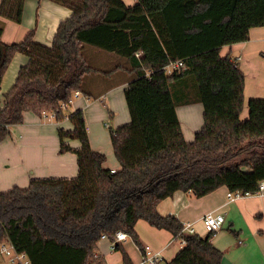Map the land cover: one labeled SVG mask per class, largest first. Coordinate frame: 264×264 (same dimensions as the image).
<instances>
[{
	"label": "trees",
	"instance_id": "trees-1",
	"mask_svg": "<svg viewBox=\"0 0 264 264\" xmlns=\"http://www.w3.org/2000/svg\"><path fill=\"white\" fill-rule=\"evenodd\" d=\"M26 0H3L0 16L22 23ZM73 15L60 24L52 48L30 33L21 43L1 38L0 85L17 54L29 58L0 107V143L26 112L69 118L73 130L58 131L60 152L81 143L74 180H32L29 188L0 193V247L10 243L31 264H106L97 254L102 236L122 231L143 249L138 221L170 232L183 225L162 216L158 205L177 192L203 198L221 187L256 194L264 181V98L249 101L241 120L245 76L225 46L246 42L252 28H264V0H50ZM88 49L116 56L112 71L95 68ZM139 55V56H138ZM126 61L131 73L125 92L131 123L109 128L121 170L105 169L107 158L93 150L82 110L66 115L76 92L93 96L85 80L112 74ZM184 62L169 75L166 68ZM201 103L204 126L193 143L185 140L180 106ZM205 237L183 235L186 246L169 264H223V254ZM122 250L117 245V251Z\"/></svg>",
	"mask_w": 264,
	"mask_h": 264
},
{
	"label": "crops",
	"instance_id": "crops-1",
	"mask_svg": "<svg viewBox=\"0 0 264 264\" xmlns=\"http://www.w3.org/2000/svg\"><path fill=\"white\" fill-rule=\"evenodd\" d=\"M137 1L124 0L128 7L134 6ZM2 3L3 0H0V7ZM23 10L20 24L0 16V24L4 26L1 40L4 43H21L32 33L35 42L52 48L60 24L73 15L69 8L50 0H26ZM220 55L234 62L245 76L241 114L244 121L249 115V101L264 98V28L250 29L246 42L225 46ZM88 57L95 68L103 71L110 72L120 63L116 56L94 49H88ZM28 63L29 58L24 54L13 58L0 85V107L15 86L21 69ZM122 65L125 67L112 74L98 71L85 80V88L97 98L81 94L78 98L74 97L69 105L73 106L72 113L84 112L93 150L106 156L105 169L116 171L121 170V166L115 158L108 128L115 125L118 129L131 122L125 98L131 73L128 64L121 58ZM68 110L69 107L65 108V112ZM204 113L201 103L177 108L187 143H193L203 128ZM50 114L26 112L24 122L11 127L10 137L0 143V193H8L16 187L27 189L32 180L77 178V155L74 152L80 149L81 143L68 141L73 152L61 153L58 131H72L73 126L69 118L58 122L56 118L49 117ZM109 121L113 123L107 124ZM228 193L227 187H221L203 198L177 192L162 201L157 210L164 217L175 216L183 226L190 224L195 234L201 237L207 235L203 226L205 216L224 215L222 229L212 238L213 246L223 254V264H264V196L254 194L230 202ZM135 231L142 247L162 252L167 264L184 248L170 232L156 229L146 221H138ZM120 245L122 250L112 251L110 241L100 240L97 254L106 264H139L142 261L143 251L131 238L128 237Z\"/></svg>",
	"mask_w": 264,
	"mask_h": 264
},
{
	"label": "built area",
	"instance_id": "built-area-1",
	"mask_svg": "<svg viewBox=\"0 0 264 264\" xmlns=\"http://www.w3.org/2000/svg\"><path fill=\"white\" fill-rule=\"evenodd\" d=\"M139 56V55H138ZM184 69V62L177 61L171 63L166 71L169 75H172L174 72H179ZM81 95L80 92H76L74 97L78 98ZM51 118H56V114L52 113L49 115ZM112 173H116V170H111ZM260 196H264V181L259 184V190L256 193ZM253 194H242L241 192H229L227 198L230 202L236 201L243 196H249ZM225 222L224 215H215L208 214L203 219V226L206 234H216L219 232ZM195 235V230L190 224L183 226V231L181 234L175 237V240L180 242L182 247L186 246V240L183 238V235ZM128 235L122 231L115 234L114 240H110L107 236H102L101 240L110 241V248L112 251L117 250V245L127 241ZM143 257L142 261L139 264H162L165 261V258L162 252H154L150 247H143ZM0 255L5 257L11 264H31L28 257L25 254L18 253L15 248L10 243H5L0 247Z\"/></svg>",
	"mask_w": 264,
	"mask_h": 264
},
{
	"label": "rangeland",
	"instance_id": "rangeland-1",
	"mask_svg": "<svg viewBox=\"0 0 264 264\" xmlns=\"http://www.w3.org/2000/svg\"><path fill=\"white\" fill-rule=\"evenodd\" d=\"M128 1H130V0H128ZM132 1H134V0H132ZM91 101H94L93 99H91ZM73 103V102H72ZM104 106V105H103ZM69 107V110L68 111H66V115L67 116H69L71 113H72V107L71 106H68ZM128 108V107H127ZM105 109H106V107H105ZM129 111V110H128ZM129 115H130V113H129ZM117 120L118 121H120V118H121V113H120V115H118L117 116ZM130 118H131V116H130ZM111 124V123H113V121L111 122V121H109V122H107V124ZM115 123V122H114ZM131 123V122H130ZM113 125V124H112ZM112 128H114V129H116V127H115V125H113V126H111ZM109 129V128H108ZM201 231V230H200ZM176 243H178V242H176ZM180 243V242H179ZM178 243V244H179ZM0 264H11L5 257H3V256H1L0 255ZM162 264H167V260L166 261H164Z\"/></svg>",
	"mask_w": 264,
	"mask_h": 264
}]
</instances>
